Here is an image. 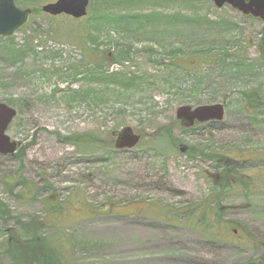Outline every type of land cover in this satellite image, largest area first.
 Masks as SVG:
<instances>
[{"label": "rangeland", "instance_id": "rangeland-1", "mask_svg": "<svg viewBox=\"0 0 264 264\" xmlns=\"http://www.w3.org/2000/svg\"><path fill=\"white\" fill-rule=\"evenodd\" d=\"M54 1L15 0L35 11L0 36V103L17 110L6 134L20 143L0 155L9 218H0V241L17 228L14 217L31 232L35 218L44 226L32 236L51 242L65 264L261 257L264 21L211 0H90L78 19L42 11ZM101 11L110 16L97 23ZM217 103L223 121L186 129L176 117L182 105ZM125 126L141 140L117 150L113 132ZM18 175L34 200L10 193L6 182ZM55 197L67 200L58 212L46 204ZM3 252L0 264H9Z\"/></svg>", "mask_w": 264, "mask_h": 264}, {"label": "water", "instance_id": "water-1", "mask_svg": "<svg viewBox=\"0 0 264 264\" xmlns=\"http://www.w3.org/2000/svg\"><path fill=\"white\" fill-rule=\"evenodd\" d=\"M215 6L221 8L230 5L254 18L264 20V0H211ZM90 0H56L44 4L43 12L58 16L66 14L76 19L88 14ZM31 8L18 7L15 0H0V36H11L23 28L30 20ZM17 115V111L5 103H0V154H12L16 151L18 143L11 141L6 131ZM225 105L222 103L212 105H182L176 111V117L183 127H192L196 121L207 122L210 120H223ZM115 147L117 149H133L141 140V134L135 132L132 126H125L114 131ZM182 150L185 148L182 147Z\"/></svg>", "mask_w": 264, "mask_h": 264}, {"label": "trees", "instance_id": "trees-1", "mask_svg": "<svg viewBox=\"0 0 264 264\" xmlns=\"http://www.w3.org/2000/svg\"><path fill=\"white\" fill-rule=\"evenodd\" d=\"M96 1L92 0L91 2V6L94 5ZM32 3H29V5H31ZM35 10L33 9V12ZM97 13V12H96ZM108 13V12H107ZM105 12L101 11L98 12L97 15H100L97 18V23L99 22H105V19H109V16H106ZM155 13L152 14H146V15H141V17H154ZM170 17V16H168ZM112 18V17H111ZM112 19H116V18H112ZM126 20H130L127 17L125 18ZM115 76V74H111L110 77ZM240 170L237 169V173L239 175ZM240 179V177H238ZM237 178V179H238ZM236 178L233 179H229V181L233 182L237 180ZM229 181L227 182H223L222 183V188H229L230 184H232L231 182L229 183ZM8 185H12L10 188V193L15 194L19 199H25V200H34V195L38 196V193H35L34 188L31 186V182L28 181L27 179H24V177H19V175L16 178H13L10 181L6 182ZM239 182H237L238 184ZM18 187V192L14 193L15 188ZM79 196H77L76 198L78 199ZM67 200H62L61 198H57L55 197V199L53 200H49L47 201L46 204H48L53 211L57 210L58 212V208H64V203ZM81 201V200H78ZM77 201V202H78ZM71 202V200L69 201ZM61 212V210H60ZM8 213L7 209H6V205L5 204H1L0 202V215L3 219L8 221V216L6 215ZM217 216H215L216 219H220V215L218 213H216ZM15 222L17 223V228H15V231L11 232L10 234H8V236L11 237V239L7 238L4 241H0V250L2 251V249H4L3 254H8L9 257H11L12 263L9 264H65L61 258V255L63 256V258L65 257L62 253L60 255L59 252L55 251L53 246L47 242L46 240L40 238L36 233L35 238H33L32 233L36 232L38 230H42V227L44 226V223L42 221L44 220H39V219H33L31 218V225L32 222H34V226L32 227V232L29 230V225H30V221H25L22 218H18V217H14ZM20 231L23 233H20ZM219 234H214L212 233V235L210 237H219ZM42 239L41 244H39V241ZM49 246V247H48ZM38 247H41L44 250V254H45V249L46 247H48L46 249V253L48 250V255L45 254V256H41L39 254H36L35 251V256H32V251H29V249H36ZM247 264H264V253L261 255V257L257 258L256 260H252L247 262Z\"/></svg>", "mask_w": 264, "mask_h": 264}, {"label": "flooded vegetation", "instance_id": "flooded-vegetation-1", "mask_svg": "<svg viewBox=\"0 0 264 264\" xmlns=\"http://www.w3.org/2000/svg\"><path fill=\"white\" fill-rule=\"evenodd\" d=\"M243 14V13H242ZM247 16H250V15H247ZM251 18H253L252 16H250ZM257 19V18H256ZM2 103V102H1ZM226 109V108H225ZM221 121H223V120H221ZM211 122H220V121H217V120H210V121H207V122H198V121H196V123L192 126V127H189L188 129H192V128H194L195 126H196V124H199V125H201V124H209V123H211ZM10 126V125H9ZM9 128V127H8ZM8 130V129H7ZM7 132V131H6ZM18 143V147L20 146V143L19 142H17ZM18 147H17V149H18ZM14 154V153H13ZM0 155H8V154H0ZM11 155V154H10ZM219 155V159H218V162H219V164H221V165H219L220 167H223L224 166V164H223V157H225V154L223 153H219L218 154ZM228 156H230V155H228ZM225 168V167H224ZM223 168V169H224ZM238 169V168H237ZM0 218H2L1 217V215H0ZM5 220V219H4ZM7 231V233L8 234H10L11 232H13V231H15V228H9V229H7L6 230ZM8 238L9 239H11V237L10 236H8ZM5 258H8L9 259V263H12V260H11V257H9V255L8 254H2Z\"/></svg>", "mask_w": 264, "mask_h": 264}]
</instances>
